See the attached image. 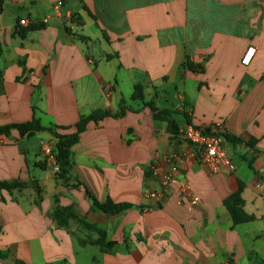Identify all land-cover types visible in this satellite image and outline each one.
I'll return each instance as SVG.
<instances>
[{
    "label": "crops",
    "instance_id": "1",
    "mask_svg": "<svg viewBox=\"0 0 264 264\" xmlns=\"http://www.w3.org/2000/svg\"><path fill=\"white\" fill-rule=\"evenodd\" d=\"M0 3V128H43L0 136V183L19 184L0 190V264H264V0ZM96 113L115 117L89 121L55 175L41 146ZM170 122L219 137L234 170L210 173ZM172 169L163 202L147 199ZM240 186L250 220L233 226ZM89 195L131 207L109 216Z\"/></svg>",
    "mask_w": 264,
    "mask_h": 264
},
{
    "label": "built area",
    "instance_id": "2",
    "mask_svg": "<svg viewBox=\"0 0 264 264\" xmlns=\"http://www.w3.org/2000/svg\"><path fill=\"white\" fill-rule=\"evenodd\" d=\"M61 5V2L58 3L56 7H54V10L57 11ZM44 22H46V20ZM27 25L28 22L26 20L19 21V26L26 27ZM254 53V48H248L240 60V65L242 67L250 66ZM178 135L185 142L197 148L201 162L207 167L210 173H217L221 166L225 167L228 171L234 170L222 140L213 135L208 129L190 125L181 128ZM41 153L44 160L49 163L52 172L57 175L59 173V167L55 161L53 148L48 144L42 145ZM176 173V169H172L170 172L164 174L161 178L159 188L155 191L146 192V198L154 200L157 205H160L164 200L169 185L174 181ZM261 185L264 187L263 182ZM177 190L180 196L179 203L185 204L188 211L193 210L199 204V198L194 195L187 182H180L177 185Z\"/></svg>",
    "mask_w": 264,
    "mask_h": 264
},
{
    "label": "trees",
    "instance_id": "3",
    "mask_svg": "<svg viewBox=\"0 0 264 264\" xmlns=\"http://www.w3.org/2000/svg\"><path fill=\"white\" fill-rule=\"evenodd\" d=\"M1 4V3H0ZM0 56H1V48H0ZM184 67H188L186 64H184ZM133 99H139L143 100L142 91L139 86H136L135 92L132 96ZM147 105L152 113L155 115L157 113V109L150 103L145 104ZM105 116H111L115 117L111 114H92L86 117H81L78 124L75 126L76 132L73 135L70 136H57L58 141L54 145V155H55V161L59 167V173L57 176L65 177L70 170L71 167V161H70V155H71V148L76 144L78 140V135L84 131L86 124L89 121H97L102 119ZM171 128V133L174 135H178L179 130L176 128V126L170 122L169 123ZM190 126V125H188ZM43 128H41L38 123L35 120H32L31 122L25 123V124H19V125H11L4 128H0V136L5 135L7 136L11 130H17L21 136L24 135H31L33 132L40 131ZM224 140H229L228 137L224 136ZM248 146H252L251 142L247 143ZM19 184H7V183H0V190L1 189H7L9 190L12 187L18 186ZM242 191V187L240 186L238 188V191L234 194L230 195L223 201V205L228 211L231 219H232V225H240L243 223H247L250 218L244 213L243 211V203L240 197ZM89 199L92 203V206L100 211H102L104 214L112 216L117 215L127 209H129L131 206L128 204H113L110 201H106L105 203H98L92 196L89 195ZM100 234V240L99 244L104 245L106 247H111V243H105L104 241V235L103 233L99 232Z\"/></svg>",
    "mask_w": 264,
    "mask_h": 264
},
{
    "label": "rangeland",
    "instance_id": "4",
    "mask_svg": "<svg viewBox=\"0 0 264 264\" xmlns=\"http://www.w3.org/2000/svg\"><path fill=\"white\" fill-rule=\"evenodd\" d=\"M178 93H180L181 94V91H180V89H178ZM175 92H174V90L173 89H170V96H171V100L173 101V103L175 102L174 101V97H175ZM235 161V160H234ZM92 252V254H94V251H91Z\"/></svg>",
    "mask_w": 264,
    "mask_h": 264
}]
</instances>
